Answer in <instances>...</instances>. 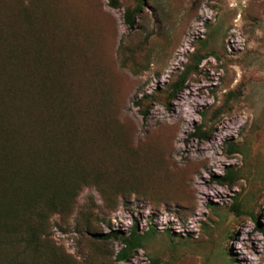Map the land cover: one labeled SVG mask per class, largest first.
<instances>
[{"label": "rangeland", "instance_id": "obj_1", "mask_svg": "<svg viewBox=\"0 0 264 264\" xmlns=\"http://www.w3.org/2000/svg\"><path fill=\"white\" fill-rule=\"evenodd\" d=\"M114 1L0 0V40L59 57L50 127L79 188L44 248L60 264H264V0ZM133 225L126 260L91 237Z\"/></svg>", "mask_w": 264, "mask_h": 264}, {"label": "trees", "instance_id": "obj_2", "mask_svg": "<svg viewBox=\"0 0 264 264\" xmlns=\"http://www.w3.org/2000/svg\"><path fill=\"white\" fill-rule=\"evenodd\" d=\"M138 8L124 13L129 29L134 27ZM21 16L34 27L33 13L23 9ZM14 44L0 40V264H60L59 258L44 248L48 234L43 223L46 225L49 211L64 214L79 183L70 165L71 153L57 145L50 127L60 122L55 106V88H60L56 85L59 57L45 55L40 40L25 47ZM188 71L185 69L173 85L171 97L185 88ZM135 103L140 105L139 100ZM148 108L141 111L143 118ZM198 136L207 138L204 132ZM224 178L230 181L232 174ZM233 209L239 212L235 205ZM143 234L133 225L127 235L94 231L91 237L120 239L122 247L116 259L126 260L140 247Z\"/></svg>", "mask_w": 264, "mask_h": 264}]
</instances>
